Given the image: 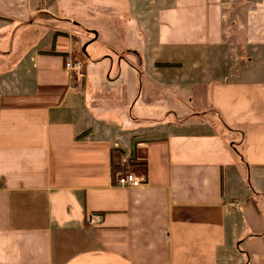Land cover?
Segmentation results:
<instances>
[{"label":"crops","instance_id":"crops-1","mask_svg":"<svg viewBox=\"0 0 264 264\" xmlns=\"http://www.w3.org/2000/svg\"><path fill=\"white\" fill-rule=\"evenodd\" d=\"M246 2L239 36L231 0H0V264H264V0ZM93 20L113 36L85 58ZM147 120L162 132L97 134ZM124 154L136 187L110 175Z\"/></svg>","mask_w":264,"mask_h":264},{"label":"rangeland","instance_id":"rangeland-1","mask_svg":"<svg viewBox=\"0 0 264 264\" xmlns=\"http://www.w3.org/2000/svg\"><path fill=\"white\" fill-rule=\"evenodd\" d=\"M244 1H246V0H231V6H230V7H232L231 13H232V10L236 9V7H238V9H237V12L234 11V13H232L233 15L236 13L235 14L236 18H234L235 23L228 28L227 33H234V34H237L239 36H243L244 27L242 26V16L245 12V8L250 7V4H251V2H246L245 4H243ZM145 4H146V0H143V6ZM38 18H39L38 20H41V21L43 19H45V17H43L42 15ZM90 28L93 30V38L92 39H94V36H95L94 34H98V38L94 42L88 44L89 40L85 39L83 36L81 39L82 42L80 44V48H82L86 44H88V45H86L87 47H85V49L83 51H81V49H80V53L85 58H87L86 56L91 57L94 54H97V56H104L106 53L105 52V47H106L105 45L107 44V42L102 43L100 41L101 40L103 41V39H105V40L109 39V38L112 39L113 31L111 30V27L107 26V25H103L99 21L93 20V24L90 25ZM239 36H236V39ZM231 44L232 43H230V46H231ZM93 49H94V51L91 52ZM88 67H90L93 71V74L88 79V84L91 88L96 89L100 86V83H102V81L98 78L96 69L91 64L89 66L86 65L87 69H88ZM88 73H89V69H88ZM94 91H92V92H94ZM90 114H91V117L96 121H100L101 119H105V117L108 116V115H104V114L99 115V116H96L95 114H92V113H90ZM167 120L171 121L170 119H167ZM112 124H114L116 127L121 126V123L118 122L117 119L113 120ZM161 124H163V123L162 122L155 123L152 120H147V121H143V123H140V125H142V126L136 128L135 131H132L130 133L128 132L122 136L121 135L118 136L116 134V132L112 131V130L109 132L107 128H104V129L98 131L97 134L105 135L106 137H108L110 139V141L112 142V146H113L114 141H118L117 145L124 146V144H125L124 142H127L130 139V136H132V135H133V139H137L138 137H141V136H143V137H146L147 135L153 136V134L156 135V134L161 133L163 130V127L161 126ZM149 127H151V128H149ZM216 128H217V131H220V128L218 126H216ZM227 135L224 133V136H226V139L229 136V135L228 136ZM126 147H127V145H126ZM124 158H125V161L128 162V164H129L127 166V170H128V168L131 169L132 165L138 164L137 161L135 160V158H133L131 154H127L126 156L124 154ZM130 169L128 171H131Z\"/></svg>","mask_w":264,"mask_h":264},{"label":"built area","instance_id":"built-area-1","mask_svg":"<svg viewBox=\"0 0 264 264\" xmlns=\"http://www.w3.org/2000/svg\"><path fill=\"white\" fill-rule=\"evenodd\" d=\"M63 67L75 77L81 76L82 65L78 60L66 58L64 60ZM115 183L118 186L136 187L141 184V180L132 172L126 171L115 175ZM99 219V214L90 213L86 218V224L94 225Z\"/></svg>","mask_w":264,"mask_h":264},{"label":"trees","instance_id":"trees-1","mask_svg":"<svg viewBox=\"0 0 264 264\" xmlns=\"http://www.w3.org/2000/svg\"><path fill=\"white\" fill-rule=\"evenodd\" d=\"M65 57V55H63ZM78 135H76L77 137ZM128 162H123L119 165H114L113 162L110 163V175L111 177H113L116 173L120 172H126L127 171V166H128Z\"/></svg>","mask_w":264,"mask_h":264},{"label":"water","instance_id":"water-1","mask_svg":"<svg viewBox=\"0 0 264 264\" xmlns=\"http://www.w3.org/2000/svg\"><path fill=\"white\" fill-rule=\"evenodd\" d=\"M84 50V46L82 47V51Z\"/></svg>","mask_w":264,"mask_h":264}]
</instances>
